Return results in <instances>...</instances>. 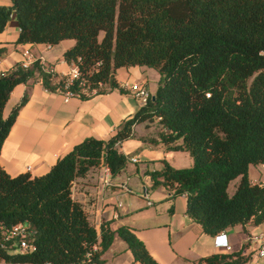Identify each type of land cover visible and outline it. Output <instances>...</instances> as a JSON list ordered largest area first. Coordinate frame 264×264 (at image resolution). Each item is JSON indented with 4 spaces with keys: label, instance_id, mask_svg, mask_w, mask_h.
Segmentation results:
<instances>
[{
    "label": "trees",
    "instance_id": "1",
    "mask_svg": "<svg viewBox=\"0 0 264 264\" xmlns=\"http://www.w3.org/2000/svg\"><path fill=\"white\" fill-rule=\"evenodd\" d=\"M12 14L16 44L74 40L62 54L79 71L72 90L80 83L89 89L101 83L100 91L118 87L116 70L135 65L153 68L160 78L147 103L109 139L84 138L41 175L12 176L0 165V261L104 264L101 255L117 234L135 261L158 264L127 225L111 230L102 222L97 231L71 191L92 168L107 167L112 176L122 172L129 157L118 145L133 136L135 124L152 120L166 149L192 158L188 167L163 160L162 169L147 171L153 185L167 187L170 197L184 195L185 213L205 233L264 223V183L248 174L251 165L264 164V0H10L0 4V32ZM38 80L51 90L63 84L40 58L0 73V150L27 99L25 94L4 116L11 90ZM19 223L33 231L32 252H17L8 237ZM248 248L244 242L193 264H248Z\"/></svg>",
    "mask_w": 264,
    "mask_h": 264
},
{
    "label": "crops",
    "instance_id": "2",
    "mask_svg": "<svg viewBox=\"0 0 264 264\" xmlns=\"http://www.w3.org/2000/svg\"><path fill=\"white\" fill-rule=\"evenodd\" d=\"M9 3L10 0H0V4ZM18 32L12 14L0 32V48L4 51L0 57V73L21 62L24 51L49 64L58 77L69 71L71 65L62 54L73 44V39L61 40L50 47L45 43L16 44ZM115 78L118 87H106L87 98L71 97L68 101H64L60 90L47 89L40 80L15 85L3 115L6 116L25 94L27 99L2 144L0 165L12 176L24 172L41 175L84 138L109 139L119 124L142 106L123 84L138 82L153 94L160 76L153 68L135 65L118 68ZM118 148L129 157L122 172L112 176L103 167L92 168L71 187L72 197L83 204L97 231L102 222H108L111 230L127 225L158 264H193L212 253L237 250L244 242H249L248 250L252 251L248 264H264V255L253 256L260 242L249 240L251 236L261 235L264 243V223L255 225L249 221L225 229L222 234L227 246L218 247L215 245L218 235L205 233L202 226L185 213L184 195L170 197L167 187L153 185L154 180L147 171L162 169L163 160L175 168L188 167L192 158L187 151L166 149L153 133L152 126L147 127L145 123L135 124L133 136L122 141ZM261 166L251 165L249 170ZM236 179L237 186L239 178ZM138 189L143 190V196L138 194ZM227 191L229 193V189ZM101 258L104 264H140L117 234Z\"/></svg>",
    "mask_w": 264,
    "mask_h": 264
},
{
    "label": "built area",
    "instance_id": "3",
    "mask_svg": "<svg viewBox=\"0 0 264 264\" xmlns=\"http://www.w3.org/2000/svg\"><path fill=\"white\" fill-rule=\"evenodd\" d=\"M50 47V45H48ZM23 59L21 60V65L24 68L29 67L32 62H34L37 58L32 55L31 52L29 51H24L23 52ZM79 77V71L76 67V65H71L69 71L66 74L62 75L63 78V84L61 85L58 90H60L63 93L64 96V101H68L71 97H80V95L85 94L87 96H91L93 94L101 92L100 90L103 88V85L100 83L98 88H92L89 89L88 86L80 83L79 84V90H72L70 89V84L73 79H76ZM123 87H127L134 97L139 100L140 104L143 106L147 103L148 98L150 96V92L148 89L139 84L138 82H131L127 83L125 82L123 84ZM132 161H136V158H132ZM106 172H109V169L107 167H103ZM33 231L28 228L27 225L24 224H16L12 226V228L9 231V238H12L15 240L16 244V251L19 253H28L32 252L36 249V246L33 242ZM225 234H218L216 236L215 240V245L218 247H226L227 246V241L225 238ZM261 235H254L249 238L250 241H259V246L255 249L253 252V256L255 258L262 257L264 255V243L261 241ZM96 248V247H95ZM0 264H16V263H6L3 261H0ZM22 264V263H21ZM48 264V263H45Z\"/></svg>",
    "mask_w": 264,
    "mask_h": 264
},
{
    "label": "rangeland",
    "instance_id": "4",
    "mask_svg": "<svg viewBox=\"0 0 264 264\" xmlns=\"http://www.w3.org/2000/svg\"><path fill=\"white\" fill-rule=\"evenodd\" d=\"M145 124H146L147 127L152 126L153 133L157 134L159 125H158L156 120L146 121ZM248 174H249V177L251 179H253L254 181H258V182L264 183V166H261V168H259V167H251ZM236 181H237V179L232 181V182H230V184L228 185L229 186L228 187L229 193H233L235 191V189H236ZM137 192H138V194L143 196V190L142 189H138Z\"/></svg>",
    "mask_w": 264,
    "mask_h": 264
},
{
    "label": "bare ground",
    "instance_id": "5",
    "mask_svg": "<svg viewBox=\"0 0 264 264\" xmlns=\"http://www.w3.org/2000/svg\"><path fill=\"white\" fill-rule=\"evenodd\" d=\"M263 166H264V164H263Z\"/></svg>",
    "mask_w": 264,
    "mask_h": 264
},
{
    "label": "water",
    "instance_id": "6",
    "mask_svg": "<svg viewBox=\"0 0 264 264\" xmlns=\"http://www.w3.org/2000/svg\"><path fill=\"white\" fill-rule=\"evenodd\" d=\"M154 98V97H153Z\"/></svg>",
    "mask_w": 264,
    "mask_h": 264
}]
</instances>
